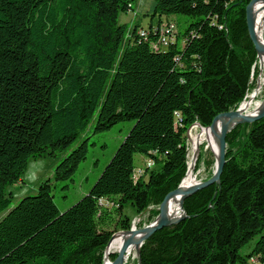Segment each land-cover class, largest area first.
<instances>
[{
  "label": "trees",
  "instance_id": "trees-1",
  "mask_svg": "<svg viewBox=\"0 0 264 264\" xmlns=\"http://www.w3.org/2000/svg\"><path fill=\"white\" fill-rule=\"evenodd\" d=\"M251 1L149 0L151 22L188 19L165 50L159 34L141 37L139 24L121 21L135 0H0V215L30 159L62 155L53 179L74 181L89 147L73 146L93 119L95 134L135 123L74 206L59 210L49 179L0 221V264H103L119 227L130 229L128 205L155 220L186 176L188 130L236 111L255 86ZM136 155L156 164L138 180ZM184 210L144 243L141 264H264V119L228 134L220 183L187 198Z\"/></svg>",
  "mask_w": 264,
  "mask_h": 264
},
{
  "label": "rangeland",
  "instance_id": "rangeland-1",
  "mask_svg": "<svg viewBox=\"0 0 264 264\" xmlns=\"http://www.w3.org/2000/svg\"><path fill=\"white\" fill-rule=\"evenodd\" d=\"M148 1L149 0H135L134 9L131 12H129V14H124L121 17V21L127 24L130 30L136 24H138L137 22H139V26H140L139 29L141 28L149 29L151 24H153L154 28L158 26L161 19L160 17L158 16L155 17L153 19V22H151L152 17L144 13V8ZM167 21H173V23H176L178 30L181 32H184V30L188 26V19L184 16H177V15L170 17L164 16L161 19V22H163L164 25H166L164 22ZM127 38L130 40V33H128ZM166 49L167 48H165V50ZM257 57H259V55H257ZM258 61L260 63L259 58ZM259 63L257 62L258 64L257 78L254 79L256 75L255 67L253 68V73L251 76V84L254 85L255 83V86H253L249 90L244 101H246L250 93H253L257 89L259 77L261 76ZM242 104L240 106H242ZM96 120H97L96 118L93 119L87 130L83 133V135H81L79 140L73 146L74 148H76L82 142L87 141L89 147L87 160L79 166V169L74 176V181L56 182L53 179L54 172L57 166L61 163L64 156L60 155L55 158L43 157L39 159H30L28 161L27 170L25 175L23 176V179L19 183L7 189L8 196L12 198V202L9 210L0 215V221H2L4 217H6V215L12 209H14L23 198L30 195H35L41 183L49 179L51 180L53 186L52 194L54 196V202L58 206L61 212L67 211L69 208H71L76 203H78L83 197L88 195V193L90 192L96 181L99 179V177L102 175L106 166L113 159L114 155L116 154V152L118 151V149L120 148L121 144L124 142L126 137L129 135L130 131L132 130L135 124L134 122H125L115 125L111 130L107 132L95 134L94 128L96 125ZM211 125L204 127L197 123L188 130L187 142H186L187 150H188V160H187L188 170L186 176L189 171L190 163L193 161L195 155L192 152V136L194 134H197L201 129L210 128ZM201 156L205 158L204 160L205 162L213 161V163L209 167V165L208 164L206 165V163L203 161L200 164V167L198 169L196 168L197 183L205 182L211 179L216 170V158L210 150L208 151L205 150V146L203 151H201V153L199 154V157ZM147 161L148 158H146L145 156L136 155L135 156L136 169L145 168ZM197 163L198 161L195 164L196 166ZM186 176L184 177V179L186 178ZM158 211L160 213V208L158 209ZM124 215L128 216L129 219L131 220L130 229L127 231H130L132 228H134L135 230H140L144 227L150 226V224L154 223L156 218L158 217L157 216L153 221H149V215H150L149 211L141 215H138L136 208L133 207L132 205H128L125 208ZM123 232L126 231L121 230V228L119 227L117 233L115 234H119ZM256 241L257 238H255L247 246H245L241 251L242 255L246 256L250 254L256 244ZM106 255L107 254L105 252L103 264H105ZM117 256H118V252L113 251V254L111 255L110 258L115 262ZM253 261L254 259H252V262ZM123 264H139V254L137 255L134 253L128 255L125 258Z\"/></svg>",
  "mask_w": 264,
  "mask_h": 264
},
{
  "label": "bare ground",
  "instance_id": "bare-ground-1",
  "mask_svg": "<svg viewBox=\"0 0 264 264\" xmlns=\"http://www.w3.org/2000/svg\"><path fill=\"white\" fill-rule=\"evenodd\" d=\"M254 16V26L258 36V40L261 46H264V0H260L257 5L252 8ZM260 59V71L261 76L259 77L257 89L250 93L246 101L243 102L240 107L241 115H257L264 109V52L259 54ZM225 122V121H224ZM218 124L217 126L209 129H201L197 134L192 136V152L194 154L201 153V147L205 146V150H210L215 158L217 159L219 155V138L222 130L223 123ZM200 158V157H199ZM198 164V163H197ZM196 165L194 161L190 163L188 174L181 186V191L185 192L193 188L197 184V173ZM135 178L138 180V173L135 172ZM183 196L181 194L171 197L165 207L168 219L170 222H176L183 214V209L181 206V200ZM144 234L137 233L132 236L131 233H119L115 236L110 247L108 248L105 264H110V257L113 254V251L121 252L124 243L131 239L132 244L128 248L125 258L131 254H137L139 251V245L142 241ZM123 259L122 264L125 261Z\"/></svg>",
  "mask_w": 264,
  "mask_h": 264
},
{
  "label": "water",
  "instance_id": "water-1",
  "mask_svg": "<svg viewBox=\"0 0 264 264\" xmlns=\"http://www.w3.org/2000/svg\"><path fill=\"white\" fill-rule=\"evenodd\" d=\"M259 0H252L251 3L248 5L246 13H247V26H248V32H249V37L252 41V43L254 44V47L257 51V54L259 55L261 52H264V46H261L258 40V36L255 30V26H254V16H253V10L252 7L255 3H257ZM241 107V106H240ZM240 107L236 110V111H230V112H226V113H222L219 114L218 116L215 117L213 124L211 125L210 128H213L214 125L219 122V121H224L222 125V130H221V134H220V142H219V155L216 159V170L214 172V175L211 179L205 181V182H201V183H197L193 188L182 192L181 191V186L184 182L185 179L182 180L179 188H177L176 190L170 192L166 198L164 199L163 203L161 204L160 207V213L158 215V217L156 218L155 222L150 224V226L144 227L140 230H135L134 228H132L130 231H126L123 233H131L132 236L136 235L137 233H143L144 236L142 238V241L139 245V264H141V247L144 245V243L156 232L166 228V227H170L173 226L177 223H179L181 220H183L186 217V213L184 210V202L187 198H189L190 196L196 194L198 191L205 189L213 184H218L221 181V177L222 174L224 172L225 169V164H226V156H227V136L230 132H232L237 126L242 125V124H253L255 122H258L262 119H264V109L262 110V112H260L257 115H241L240 114ZM198 154L194 155L193 161L196 164V162L198 161ZM181 194L183 196L182 200H181V206L183 209L184 214L176 221V222H170L165 210L166 204L168 202V200L175 196V195H179ZM117 234H114L112 239L109 242V245L106 249V254L108 251V248L110 247L112 241L114 240L115 236ZM132 244V240L129 239L127 240L123 247L121 252L118 254V257L116 259V261L114 262V264H122L123 259L125 258L126 252L128 250V248L130 247V245Z\"/></svg>",
  "mask_w": 264,
  "mask_h": 264
},
{
  "label": "built area",
  "instance_id": "built-area-1",
  "mask_svg": "<svg viewBox=\"0 0 264 264\" xmlns=\"http://www.w3.org/2000/svg\"><path fill=\"white\" fill-rule=\"evenodd\" d=\"M166 25L163 24V22H159L157 27H152L149 29L141 28L139 29L138 33L141 37L147 38L150 33H156L159 34L162 41V48H168L171 44L176 42V36L178 33L177 24L173 23V21H167L164 22ZM156 45H154L155 47ZM166 46V47H165ZM175 115H178L179 120H181V115L179 113H176ZM156 164L154 160L148 159L146 162L145 168H138L135 170V172L138 173V179L142 176H145L146 172L149 170H152L155 168ZM104 203V202H103ZM253 263H256V259H254Z\"/></svg>",
  "mask_w": 264,
  "mask_h": 264
},
{
  "label": "crops",
  "instance_id": "crops-1",
  "mask_svg": "<svg viewBox=\"0 0 264 264\" xmlns=\"http://www.w3.org/2000/svg\"><path fill=\"white\" fill-rule=\"evenodd\" d=\"M139 24V22H137Z\"/></svg>",
  "mask_w": 264,
  "mask_h": 264
}]
</instances>
